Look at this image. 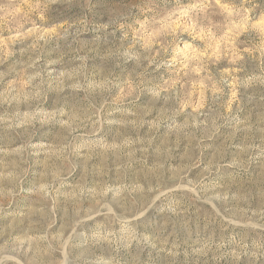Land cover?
<instances>
[{
	"label": "rangeland",
	"instance_id": "rangeland-1",
	"mask_svg": "<svg viewBox=\"0 0 264 264\" xmlns=\"http://www.w3.org/2000/svg\"><path fill=\"white\" fill-rule=\"evenodd\" d=\"M0 264H264V0H0Z\"/></svg>",
	"mask_w": 264,
	"mask_h": 264
}]
</instances>
